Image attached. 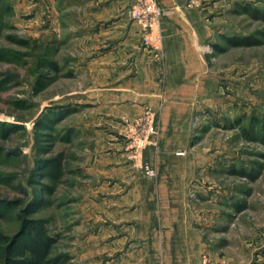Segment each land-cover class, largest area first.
Instances as JSON below:
<instances>
[{
  "label": "rangeland",
  "instance_id": "1",
  "mask_svg": "<svg viewBox=\"0 0 264 264\" xmlns=\"http://www.w3.org/2000/svg\"><path fill=\"white\" fill-rule=\"evenodd\" d=\"M119 2L0 0V233L19 242L42 221L52 239L42 264H105L118 251L117 197L131 185L119 181L167 171L159 114L135 109L115 80L118 66L137 70L143 49L161 62L162 27L161 43L147 44L131 18L137 0ZM187 3L207 24L214 89L194 104L189 147L173 155L200 174L188 200L209 215L215 208L211 263L264 264V0ZM120 18L136 28L131 42L109 32ZM123 45L140 53L110 54ZM148 110L157 133L137 152L133 121Z\"/></svg>",
  "mask_w": 264,
  "mask_h": 264
},
{
  "label": "crops",
  "instance_id": "2",
  "mask_svg": "<svg viewBox=\"0 0 264 264\" xmlns=\"http://www.w3.org/2000/svg\"><path fill=\"white\" fill-rule=\"evenodd\" d=\"M130 1L120 0L119 4L128 6ZM157 1L163 9L161 62L154 61L144 49L140 53L124 45L112 48L110 54L125 60L140 53L135 59L137 70L131 74L118 66L115 80L123 78L121 87L138 104L135 109L149 105L159 114V156L164 155L160 161L167 165V171L158 172L156 179L129 176L119 181L131 185L117 197L119 243H110L118 244L112 252L118 251L105 264H202L203 253L218 259L211 236L218 234L221 226L208 218L215 215V208L209 215L206 207L188 200L189 187L197 185L195 179L200 174L186 171L184 156L173 155L189 147L194 104L214 89L201 46L207 24L189 0ZM110 5L104 9L106 14L107 8L112 11ZM116 20L109 32L131 42L134 37L130 31H136L135 26H129L125 19Z\"/></svg>",
  "mask_w": 264,
  "mask_h": 264
},
{
  "label": "built area",
  "instance_id": "3",
  "mask_svg": "<svg viewBox=\"0 0 264 264\" xmlns=\"http://www.w3.org/2000/svg\"><path fill=\"white\" fill-rule=\"evenodd\" d=\"M161 15L162 10L156 0H137V7L131 12L132 20L141 26L143 36L149 45L161 43ZM144 115L145 117L133 121L135 128L132 130L133 145L137 152L141 151L145 144L150 143L149 138L157 133L152 126L154 114L148 110ZM145 174L147 177L155 178V171L151 167L145 166ZM202 264H212L207 254L203 255Z\"/></svg>",
  "mask_w": 264,
  "mask_h": 264
},
{
  "label": "trees",
  "instance_id": "4",
  "mask_svg": "<svg viewBox=\"0 0 264 264\" xmlns=\"http://www.w3.org/2000/svg\"><path fill=\"white\" fill-rule=\"evenodd\" d=\"M14 240L8 244L7 236L0 233V264H42L52 245L40 220L29 223L24 239Z\"/></svg>",
  "mask_w": 264,
  "mask_h": 264
}]
</instances>
